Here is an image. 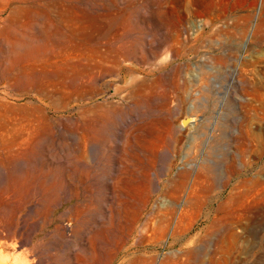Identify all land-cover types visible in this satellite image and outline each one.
<instances>
[{"label": "rangeland", "instance_id": "obj_1", "mask_svg": "<svg viewBox=\"0 0 264 264\" xmlns=\"http://www.w3.org/2000/svg\"><path fill=\"white\" fill-rule=\"evenodd\" d=\"M0 264H264V0H0Z\"/></svg>", "mask_w": 264, "mask_h": 264}, {"label": "bare ground", "instance_id": "obj_2", "mask_svg": "<svg viewBox=\"0 0 264 264\" xmlns=\"http://www.w3.org/2000/svg\"><path fill=\"white\" fill-rule=\"evenodd\" d=\"M222 18H224V15L218 14V15H215L214 17H210L209 19L211 20V23L214 25V24H217L218 22H222ZM187 122L188 121L183 122L184 125H187Z\"/></svg>", "mask_w": 264, "mask_h": 264}, {"label": "water", "instance_id": "obj_3", "mask_svg": "<svg viewBox=\"0 0 264 264\" xmlns=\"http://www.w3.org/2000/svg\"><path fill=\"white\" fill-rule=\"evenodd\" d=\"M193 120H194V119H193ZM192 122H193V121H192ZM192 122H191V123H192Z\"/></svg>", "mask_w": 264, "mask_h": 264}]
</instances>
